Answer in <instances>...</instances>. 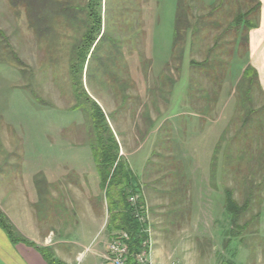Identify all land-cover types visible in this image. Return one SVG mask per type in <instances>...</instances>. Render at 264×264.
Listing matches in <instances>:
<instances>
[{"label":"rangeland","instance_id":"1","mask_svg":"<svg viewBox=\"0 0 264 264\" xmlns=\"http://www.w3.org/2000/svg\"><path fill=\"white\" fill-rule=\"evenodd\" d=\"M51 1H59L61 9L53 4L33 9L38 24L30 22L25 9L15 12L8 0H0V27L9 37L8 47L3 42L0 46L14 47L23 62L17 65L0 52V210L39 247L54 251L55 241L65 234L70 241L80 235V241L55 254L66 264H96V250H101L99 261L106 251L113 231L106 227L109 196L90 146L89 104L79 103L68 72L69 51L84 31L92 1L101 32L86 57L82 87L105 112L120 144L121 161L138 178L148 207L151 257L159 264H264V166L255 161L260 151L256 144L263 141V112L257 108L262 98L256 86H251L250 96L257 112L250 115L248 126L235 107L245 89V81L240 83L247 60L244 32L225 34L222 39L232 43L230 50L202 51L229 24L230 15L245 11L251 2L182 0L191 16L189 27L180 28L188 32L181 66L174 73L170 61L178 0ZM246 19L251 21L253 14ZM209 54L215 64L223 61V80L207 113L200 109L203 101L193 98L200 93L194 95L199 86L194 88L189 61ZM201 69L205 78L207 67ZM229 144L239 174L223 171ZM154 150L182 164L188 195L180 203L172 200L170 176L162 167L163 157L151 156ZM240 152L246 159L253 154L249 164L239 162ZM246 166L257 168L252 191L262 200L252 198L238 220L248 227L236 236L230 234L224 187L241 203L250 189L242 183ZM257 211L259 217L250 218ZM39 230L46 238L38 237ZM2 240L8 244L5 254L15 255L9 248L18 254L26 248L38 255L23 243L11 242L0 227Z\"/></svg>","mask_w":264,"mask_h":264},{"label":"trees","instance_id":"2","mask_svg":"<svg viewBox=\"0 0 264 264\" xmlns=\"http://www.w3.org/2000/svg\"><path fill=\"white\" fill-rule=\"evenodd\" d=\"M10 7L15 10V12H18L20 8L25 9V11L28 14L30 22L32 20L39 21L37 18V11L36 14L32 13L34 11L33 9H40L42 5L46 7H49L51 4H53V9H61V4L59 1L52 2L51 0H8ZM249 1V0H248ZM182 0H178V3L176 5V18H175V28H174V34H173V56L170 61V66H172L174 73L179 71V68L181 66V59H182V51L184 49L183 47V40L185 39V36L188 32V30H180V28L183 26V28H188L190 24V12H187V9L184 7V4L182 5ZM87 11L85 14V18L83 19L84 31L80 35L79 40L76 42L75 45L72 46V48L69 51L68 56V72L71 78L72 86L77 93V98L82 102L89 104V118H90V124L92 128V139L90 140V146L92 149V155L94 158V161L97 166V170L101 176L102 186L105 188V194L109 196V201L107 202V224L106 227L109 228V230H119L123 229L126 230L129 233L130 239H129V247H130V255L135 254L139 251L141 247L142 241L146 238V234L143 232L144 224L140 223L137 218L135 217L134 210L135 208H138L142 210V207L146 205L145 199L142 194L141 186L138 182V178L132 173V171L126 167L122 160L121 154H119L120 144L117 142L114 133L110 129V126L108 124L107 117L105 115V112L101 109V107L93 101L84 91L82 87L81 82V72L84 67V63L86 60V57L91 50V47L94 45L95 41L97 40V37L99 36L101 32V19L98 16L95 5L92 1L88 2L87 4ZM255 11V8L253 6H250L243 12H239L236 15H230L229 18L232 20H229V24L226 25L227 30H222L218 32V35L216 36L215 40L210 43V45L206 44V47L202 50L203 52H211L216 47H222V50H230L229 46L232 45V43L228 42L226 43V40L222 39L225 38V34L231 31H234L235 33L240 32L241 30H235L236 28H244L247 29V26L245 25L244 21L247 20L246 17L249 14H252ZM33 16V18L31 17ZM34 23V22H32ZM39 24V22H38ZM221 26V25H220ZM186 28V29H187ZM232 29V30H231ZM234 29V30H233ZM5 29L0 27V42H3L5 45L4 47H8L9 43V37L4 31ZM245 32V30H243ZM207 38V37H206ZM204 38V39H206ZM238 39V37H236ZM243 39L245 40V35L243 36ZM245 43V41H244ZM0 46V52L4 51V54H7L10 57V60H14L17 65H22L23 62L20 60L18 53L15 51L14 47L11 46V48H1ZM201 50V48L199 49ZM8 51V53H6ZM197 51V50H196ZM1 54V53H0ZM1 57V55H0ZM223 62V61H222ZM222 62H216V64L211 61L210 54L206 58L196 61L194 59L190 60V68L193 69V79H194V88L198 85L199 88L194 90L195 93H200L197 97H193L195 99H200L203 101V105L201 106V110H207V113L209 112V109L212 108V106H215L217 99L219 97L220 91L222 90L221 82L223 78L221 77V63ZM203 66L207 67V72L205 74V78L203 75V70L201 69ZM200 67V69H197ZM219 67V68H218ZM211 68V71H209ZM23 69V68H19ZM20 70V71H21ZM202 70V71H201ZM197 72V73H196ZM174 80V78H172ZM192 79V77H191ZM245 81V82H244ZM204 82V83H203ZM244 82L245 89L241 91V97L243 98L241 103L236 104V109H239V112L244 113L242 122L244 121L246 124L249 125L251 117V114H254L257 112V108L259 110L264 109V103L259 105V107L255 108L254 105V99L251 94L252 87L257 86V80H256V73L255 71L250 68L246 67L243 69L241 77H240V83L242 84ZM250 96V97H249ZM76 106H78L76 104ZM247 106V107H246ZM198 108V107H197ZM244 111V112H243ZM238 114V112H235ZM243 125V124H242ZM244 125V126H245ZM242 126V127H244ZM262 135L260 138L263 139V141H260L259 145L256 144V147L259 148V153L257 156L258 158L255 159L257 165L259 167L264 166V135H263V128H262ZM261 147V148H260ZM226 148V160L223 165V171H227L228 169H232L235 171V173L239 174L238 171H240V167L238 165H234L235 162L234 157L231 156L228 151H230L231 146L229 144ZM243 149V148H242ZM241 149V151H242ZM158 156L161 158L163 157V165L162 167L165 169L166 175L170 176V187L171 191L169 192L172 197L173 201L180 203V200L187 197V178L184 172V169L182 167V164L179 161H174L172 158L173 155H167L165 156V153L160 155L155 150L151 153V156ZM253 155V154H252ZM252 155L248 159H246V155L244 152H240L239 162H243L244 165L249 164L250 160H252ZM173 156V157H172ZM241 160V161H240ZM151 161H147V164L149 165ZM248 169V172L244 174V178H242V183L247 184L250 189L245 193L244 199L241 203H238L233 198V192L231 188L224 187V207L225 211L230 217V223H231V229L230 234L239 236L240 232L248 227V222H243L241 225L238 224V220L244 215L251 204L252 198L255 197L258 199L257 202L260 203V200L262 196L255 195L252 191L253 188V182H252V176L256 172L255 170L257 168H250L249 166H246ZM248 176V179H247ZM241 179V178H240ZM247 181H246V180ZM255 188L257 190L260 189V185H255ZM172 192V193H171ZM135 195L137 196L136 201V207L131 205L129 201V196ZM259 217V212L257 211L255 214L250 216V218L257 219ZM0 227L5 231L8 238L11 242L17 243H23L29 247H32L35 249L40 256L45 260L47 264H66L62 262L60 259H58L55 256V253L51 247H39L35 245L33 242L27 240L10 222V220L7 218V216L0 210ZM235 228V230H233ZM128 264H133L132 260L128 259ZM228 264H234L232 262H228Z\"/></svg>","mask_w":264,"mask_h":264},{"label":"crops","instance_id":"3","mask_svg":"<svg viewBox=\"0 0 264 264\" xmlns=\"http://www.w3.org/2000/svg\"><path fill=\"white\" fill-rule=\"evenodd\" d=\"M249 1L252 4L251 6L255 8V11L252 13L253 19L251 21L249 20L244 21L245 25L247 26V29H244L241 27V28H236L235 30H245L244 35H245V45L247 49V60H246V64L244 65V68L248 66L255 71L256 80H257V86H256L257 94H259V96L262 98L261 104H263L264 103V0H249ZM232 18L230 20H232ZM221 28H222L221 30H227L226 27H221ZM189 68H190V61H189ZM262 126H263L262 128H263V135H264V109H263ZM93 218L94 220L96 219L94 215H93ZM61 233L62 231H59L60 235ZM52 235L54 236V234ZM25 236L35 242L33 237L29 235L28 236L25 235ZM39 236L41 239L46 238V233L45 232L42 233L39 230L38 237ZM66 236L67 234H65V236L62 237V239H58L55 241V244L57 245L54 247V251L57 256H58L57 253L64 252V248L68 247L69 244L80 241L79 239L80 235L76 236L73 239L74 241H70L69 239H67ZM50 239H51V235L49 237V240ZM49 240H46V241L44 240V243H46ZM4 245H8V244L4 240L0 241V264H47L45 260L40 256L39 253L36 252L38 254L36 255L34 252L27 251L26 248H21L20 249L21 253L19 254L15 248H9L12 251V253L13 252L15 253V255L10 254L6 251H5L6 252L5 254L4 249H3ZM29 248H32V247H29ZM100 253H101V250L100 248H98L95 252V256L97 258L96 264L98 263V260H99L98 256ZM21 255L23 256V258L20 257ZM59 259L65 261L62 258H59ZM152 260L156 264H159V261H157L155 258L154 259L152 258ZM88 262L89 260L87 262L85 261V264H89Z\"/></svg>","mask_w":264,"mask_h":264},{"label":"built area","instance_id":"4","mask_svg":"<svg viewBox=\"0 0 264 264\" xmlns=\"http://www.w3.org/2000/svg\"><path fill=\"white\" fill-rule=\"evenodd\" d=\"M129 201L131 205L136 207L137 196L130 195ZM134 213L140 223H145L143 232L146 234V238L142 241L139 251L130 255L129 233L126 230L119 229L111 234L105 246L106 251L101 255L99 264H128L129 257L133 264H155L151 258L152 238L147 205H144L142 210L135 208Z\"/></svg>","mask_w":264,"mask_h":264}]
</instances>
